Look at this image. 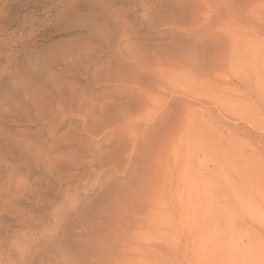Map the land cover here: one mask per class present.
I'll return each mask as SVG.
<instances>
[{
	"label": "rangeland",
	"instance_id": "374dc122",
	"mask_svg": "<svg viewBox=\"0 0 264 264\" xmlns=\"http://www.w3.org/2000/svg\"><path fill=\"white\" fill-rule=\"evenodd\" d=\"M201 1L0 0V264H264V0Z\"/></svg>",
	"mask_w": 264,
	"mask_h": 264
},
{
	"label": "clouds",
	"instance_id": "9594fccd",
	"mask_svg": "<svg viewBox=\"0 0 264 264\" xmlns=\"http://www.w3.org/2000/svg\"><path fill=\"white\" fill-rule=\"evenodd\" d=\"M220 235H223V232H221V233H219ZM231 239H236V236L235 235H233V236H231L230 237Z\"/></svg>",
	"mask_w": 264,
	"mask_h": 264
},
{
	"label": "bare ground",
	"instance_id": "6f19581e",
	"mask_svg": "<svg viewBox=\"0 0 264 264\" xmlns=\"http://www.w3.org/2000/svg\"><path fill=\"white\" fill-rule=\"evenodd\" d=\"M201 0H199V2H200ZM137 2H138V0H137ZM195 2H196V0H195ZM202 2V1H201ZM198 3V2H197ZM200 4V3H199ZM140 8V7H139ZM166 10V9H165Z\"/></svg>",
	"mask_w": 264,
	"mask_h": 264
}]
</instances>
